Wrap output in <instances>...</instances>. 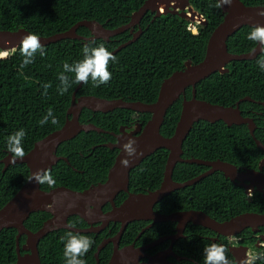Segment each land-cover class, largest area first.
Returning <instances> with one entry per match:
<instances>
[{
	"label": "trees",
	"instance_id": "trees-1",
	"mask_svg": "<svg viewBox=\"0 0 264 264\" xmlns=\"http://www.w3.org/2000/svg\"><path fill=\"white\" fill-rule=\"evenodd\" d=\"M247 6H264V0H241ZM146 0H0V31H17L26 29L34 35L50 37L65 32L83 20L97 21L108 29H116L127 24L134 12L139 10ZM191 5L199 11L207 21L204 27L197 25L198 34L190 29V23L178 15L167 14L153 20L154 14L148 13L141 21L143 35L138 41L118 52L117 62L110 63L109 71L112 79L107 85L94 87L91 80L83 84L77 97L96 96L105 99H120L154 103L158 99L162 82L174 72L182 70L187 61L200 63L205 56L208 40L213 31L223 21L222 8L215 7L218 0H190ZM138 27L136 28L137 31ZM252 27L245 26L231 36L227 42L229 52L243 54L252 51L257 44L247 39ZM78 34L90 37L91 32L81 27ZM130 32L113 37L110 42L98 39L92 46L103 44L108 51H114L119 45L131 39ZM84 42L67 39L44 47L46 55L36 54L34 63L21 69L23 57L19 47L10 52L8 57L0 59V160L9 152L7 138L24 129L26 135L22 141L25 155L35 143L49 134L61 129L66 123L67 112L71 106L72 96L79 84H73L64 95L58 92L60 81L58 76L63 72L65 62L73 64L83 59ZM261 55V54H260ZM259 55V56H260ZM237 61L230 63L227 73H215L197 85V98L222 106H234L239 100L251 97L255 101L264 102V71H261L257 60ZM70 78L73 74L66 73ZM50 84L47 95L43 85ZM187 98L191 99L192 89L187 90ZM181 97L167 112L161 133L166 137L174 134L182 112ZM241 110L250 116L248 110L263 111L256 103L244 102ZM59 121L53 125L51 118L41 126L39 121L47 115L48 109ZM131 110L117 109L109 113H94L85 109L80 121L83 124L93 123L107 131L119 132V128L131 125L135 119ZM140 120L146 123L151 115L140 114ZM253 117V115H252ZM258 126L255 136L264 143V116L254 115ZM112 141L109 135L95 131L82 132L71 141L58 148V156L68 158L69 162L60 161L50 170L55 186L41 185L45 191L58 187H67L75 191H83L91 185L107 180L108 172L113 167L117 151L99 145ZM237 142V143H234ZM183 158H199L204 160L222 159L225 162L247 167L257 166L264 155L251 136L247 126L228 127L220 121L215 124L200 121L195 123L191 133L183 145ZM169 152L162 149L147 158L140 167L131 172L130 188L159 186L168 160ZM4 165L0 164V209L19 191L29 178V169L25 164L10 166L2 173ZM205 168L198 165L179 164L174 179L184 182L193 175L200 174ZM192 171L193 175L190 174ZM202 187L185 189L193 193L194 203L198 208L206 210L216 220L223 222L252 204L245 200L242 189L234 187L219 174L200 184ZM191 195V194H190ZM118 197V205L124 197ZM188 197V196H187ZM205 198V199H204ZM218 208V212L205 207L206 200ZM193 202H188L190 205ZM169 212L176 209L171 205ZM167 208V210H168ZM165 208V211H167ZM253 210V209H248ZM264 213V200L261 210ZM51 215L46 212L31 214L25 225L36 232ZM81 224V221H79ZM79 224V225H80ZM83 226V225H82ZM133 226L130 227L132 230ZM193 228V227H192ZM209 232L203 227H196ZM70 231L60 230L48 234L39 244V252L43 264H66L64 243ZM73 234H77L72 232ZM133 233L131 239L136 235ZM149 233L144 235L147 237ZM88 236L93 240V235ZM15 229H4L0 233V264H15L17 260ZM127 238L125 235L124 239ZM97 245H92L83 257L86 264H95L94 253ZM108 250L100 254L104 258ZM109 256V255H108Z\"/></svg>",
	"mask_w": 264,
	"mask_h": 264
},
{
	"label": "water",
	"instance_id": "water-1",
	"mask_svg": "<svg viewBox=\"0 0 264 264\" xmlns=\"http://www.w3.org/2000/svg\"><path fill=\"white\" fill-rule=\"evenodd\" d=\"M221 8L224 18L208 40L204 59L198 64L187 61L184 69L176 71L166 78L161 84L156 102L144 103L141 101H127L123 98L105 99L96 96L77 97L78 91L83 86V84H79L73 93L66 123L61 129L35 143L33 149L22 160L12 163L11 153L5 159L0 160V164L5 166L3 172L10 166L25 164L29 169V180L32 174L37 171L52 170L62 160L69 162L68 158L60 157L57 154L58 148L63 143L73 140L82 132L95 131L105 133L102 128L97 127L93 123H81L80 118L84 109L95 113H109L117 109H126L135 113L151 115L145 124L138 125L132 133H127L126 128H122L120 135L115 136L118 140L117 144L103 145L110 149L119 150V154L105 183L98 184L84 192H75L66 187L45 191L34 180L31 182L27 180L14 197L0 209V232L9 228L18 231V257L15 264H43L40 257L39 244L53 231L66 229L77 234L97 232V229L93 228L82 230L69 226L68 219L73 215L82 217L90 225L95 222H103L101 229L111 221L122 223L123 227L120 233L112 241L115 243L116 249L108 264H166L163 255L150 259L148 263H140L142 259L148 258L145 254L146 248H136L135 246H129L122 250L118 248L127 225L136 220L152 219L159 223L179 222L181 224L179 233L184 231L188 223H194V225L204 227L218 235L224 236L240 233L250 227L264 225V214H244L231 220L220 222L202 211L173 213L171 215L154 212V206L167 197L172 190L187 188L199 182L202 177L207 176L199 177L184 184L174 183L172 177L178 163L208 165L214 171L222 172L226 178L236 180L237 178L244 179L245 177L253 185L264 186V175L259 172L249 171L245 172V174H239L235 166L220 160L206 163L195 159H182L183 145L195 123L200 121L213 124L222 121L229 127L247 125L251 135L254 137L256 123L254 119L244 117L240 109L241 104L244 102L256 103L254 99L245 97L234 106L226 107L197 98V85L200 82L215 73L229 72L227 66L232 62L254 60L261 54L258 45L255 47L257 51L254 54L252 51L243 54H233L229 52L227 42L231 36L245 26L252 28L257 24L264 26V17L258 15L260 11H264V6H247L241 0H233L231 6H223ZM149 12L154 14L153 20L160 18L162 15L173 14L187 20L189 23H199L202 27L207 25L206 19L191 5L190 0H146L140 9L133 13L130 22L117 29H108L105 25L95 20H83L65 32L57 33L50 37H38L44 48L67 39L80 40L84 43L94 42L98 39L109 42L112 37L130 31L132 38L111 52L116 55L141 37L144 31L142 29L135 31V28L140 26L141 21ZM81 27L88 28L91 36L84 37L79 35L78 30ZM193 33L198 34V29H194ZM27 34L32 33L26 29L17 31L1 30L0 49L6 55L0 57V59L7 58L10 52L17 49L21 45L23 37ZM189 88L192 89L191 99L186 97V91ZM181 97H183V103L180 119L174 134L171 137H166L162 135L161 129L167 112ZM259 104L264 107V103L259 102ZM130 139L135 140L134 147L137 149V156L132 158L127 157L123 150V144ZM255 141L258 148L264 151V145L257 139ZM160 149H166L170 152L161 189L149 194H129L128 198L119 207L114 206L112 211L104 213L102 209L104 204H114L115 199L121 192L129 191L132 169ZM125 158L130 160V164L127 167L122 164V160ZM89 209L91 210V216L85 214ZM37 212L49 213L52 218L45 222L38 231L33 232L26 228L25 222L31 214ZM23 235L27 237L26 245L23 247L26 252L24 255L20 253L19 242L20 237ZM177 238L178 236L171 239L174 242ZM156 244H158V241ZM104 245L100 246L99 252ZM99 252L96 254L98 264Z\"/></svg>",
	"mask_w": 264,
	"mask_h": 264
},
{
	"label": "flooded vegetation",
	"instance_id": "flooded-vegetation-1",
	"mask_svg": "<svg viewBox=\"0 0 264 264\" xmlns=\"http://www.w3.org/2000/svg\"><path fill=\"white\" fill-rule=\"evenodd\" d=\"M153 19H154V17H153ZM139 29H141V28H138L137 31ZM186 97H187V95H186ZM259 102L264 103L262 101H256V104H258L259 106L261 105V104H259ZM261 106L263 107V105H261ZM262 109L264 110V107ZM247 112L252 113V114L250 116H245L243 114V116L247 117V118H252V119H254V121H255L254 115H257L258 117L264 116L263 111L248 110ZM140 114L141 113H137L134 116L135 119L133 120V122H131V125H126V126H122L121 128H119V132H112V131H107V130L103 129L105 131V133H100V134L109 135L113 138V140L112 141L108 140L107 143H103L99 146L108 148V147L103 146V145L117 144L118 140L115 136L120 135V133H121L120 130L122 128H126L127 133H132L138 127V125L145 124L144 122H142L140 120V116H139ZM252 115H253V117H252ZM263 120H264V118H263ZM233 126H238V125H233ZM233 126H231V127H233ZM245 126H247V125H245ZM257 128H258V126L256 124V129L254 131V137L252 135L251 136L254 138V141H255V139H257L264 145L263 141L256 138V136H255V132H256ZM261 128L264 129V127H261ZM249 132H250V130H249ZM250 134H251V132H250ZM234 143H237V142H234ZM255 143H256V141H255ZM108 149H110V148H108ZM110 150L117 151V156H118V154H119L118 149H110ZM160 150H162V149H160ZM169 154H170V152H169ZM117 156H116V158H117ZM183 156H184V151H183L182 159L183 160H189L190 159V158L189 159L183 158ZM6 157H4V159ZM60 157H64V156H60ZM149 157H147V158H149ZM168 157H169V155H168ZM64 158H66V157H64ZM146 159H144V161ZM191 159H195V160L206 162V163L216 162L218 160L224 161L222 159H217V160H204V159H199V158H191ZM144 161H142L137 167H140V165ZM227 163H230V162H227ZM179 164L189 165V163L183 162V163H178L177 166ZM230 164L237 168L239 174L240 173L245 174V172L255 171V172H259L262 175H264V155L261 158V160L258 161L257 166L247 167L245 165L238 166V165H235L234 163H230ZM166 165H167V163H166ZM190 165H198V166L204 167L205 169L200 174L195 175V176L193 175V173L191 171L190 174L193 175V177L189 178L188 180H186L184 182H178L174 179V174H175V170L177 167L176 166L174 169V172H173V177H172L174 183L184 184V183L193 181L195 179H198L199 177L207 175L206 177H202L201 180L199 182H197L196 184H193V185L187 187L188 189L190 187L192 189H195L198 186L202 187L200 184L203 181H205L206 179L216 178L219 181V174H222L223 178L226 182L229 181L234 187H236V188L239 187L238 189H242L243 194L245 196V200L248 203L252 204L251 208L246 206L245 208L240 210L239 213L233 215L232 218L237 217V216H241L244 214H251V213L264 214V213H258L256 211H254V210H261L262 209V202L264 200V186L253 185L252 182L248 181L245 177H244V179H238L237 178L236 180H232L231 178H226V176L222 172L214 171L208 165H199V164H190ZM4 167H3V170H4ZM137 167L132 169V171L135 170ZM3 170H2V173H4ZM110 170H109V172H110ZM165 170H166V166H165V169L163 172V179H162L160 185L157 187L150 185L149 187H146V188L135 187V188H133V190H131L130 182H129V191L128 192H121L117 196V198L115 199L114 204H112V203L104 204L102 207L103 212L109 213L110 211L113 210L114 206L119 207L128 198L129 194H149V193L156 192V191L160 190L162 187V184L164 182V179H165ZM109 172H108V175H109ZM130 176H131V173H130ZM107 178H108V176H107ZM105 182H103V183H105ZM98 184H101V183H98ZM97 185L93 184L88 189H90L91 187L97 186ZM187 188L180 189V190H172L171 193L167 197L163 198L159 203H157L154 206V212H156L158 214L171 215L173 213H186V212H191V211H202V212L206 213L207 215H209L206 210H203V209L197 207L198 205L193 202L194 199L196 198V196L193 193L186 191L185 189H187ZM88 189H86V190H88ZM86 190H83V191L73 190V191L84 192ZM122 194H123L122 197H124V199H123L122 203H120L118 205V197H121ZM188 202H193L194 204L190 205ZM211 202L212 201L207 198V200L205 202L206 205H203L201 207H205L211 211L213 210L215 213L218 212V208H215L214 205L211 204ZM171 204H172V207L175 208L176 210L169 212L170 208H168V205H171ZM165 208H166V210L168 208V210L166 212H164ZM248 209H253V210H248ZM51 218H52V216L50 218H48L46 221H44L43 225L45 224V222H47ZM232 218H230L228 220H231ZM228 220H226V221H228ZM79 221H81V224ZM68 225L73 227V228L82 229V230H87L90 228L97 229V232L82 233V234L91 235V236L93 235V240H92L94 242L93 245L94 244L97 245V250L94 253L95 259H96V254L99 252L100 246L105 244L103 249L101 250L100 254L105 250L109 251V254H108L109 256L107 255L106 257H104L102 259L100 258V254H99V264H108V262L111 261L113 254L115 252V249H116V245L112 241L120 233V231L123 227L122 223L111 221V222H109V224L107 226H105L103 229H101L103 222H95L93 225H90L82 217L77 216V215H73V216L69 217ZM180 225L181 224L179 222H176V223L175 222L159 223V222H155L152 219L133 221L129 225H127L125 232L123 234V237L119 242L118 248L120 250L127 248L129 246H135L136 248H146L145 254L148 258L142 259L140 261V263H148L150 261V259L155 258L158 255H163L165 257V263L166 264H203L204 248H205V246L210 245L212 243H217V244L223 245L227 248L226 255H227V258L229 259V261L231 262V264H240V262L242 260L246 259V253H248L249 251L255 252V253H264V225H260V226H256V227H250V228L243 230L240 233L229 235V236L218 235L217 233H215L209 229H208L209 232H203V231H200L199 229H194V226L198 227V225H194V223H188L185 226L184 231L182 233H179ZM131 226H133L132 230L130 229ZM199 227H201V226H199ZM26 228H28V227L26 226ZM60 230H66V229H60ZM60 230H56V231H60ZM135 231H137V233H136L135 237L133 239H131L133 236V233ZM147 232L149 234L147 235L146 238H144V235ZM17 235H18V232H17ZM125 235H127L126 239H124ZM176 236H178V238H177V240H175L173 242V240L171 238L176 237ZM16 238H17V236H16ZM26 240H27V237L25 235L20 237V241H22L21 252L23 253V255L26 254V252L23 250V247L26 245ZM157 241H158V244H156ZM95 264H98L97 259H96ZM256 264H264V261L258 260L256 262Z\"/></svg>",
	"mask_w": 264,
	"mask_h": 264
},
{
	"label": "clouds",
	"instance_id": "clouds-1",
	"mask_svg": "<svg viewBox=\"0 0 264 264\" xmlns=\"http://www.w3.org/2000/svg\"><path fill=\"white\" fill-rule=\"evenodd\" d=\"M232 3L233 0H218V3H216L215 7L220 8L223 6H231ZM258 15L264 17V11H260ZM197 25L200 26L199 23H194V24L190 23L189 28L191 29V27H193L192 29L193 31L196 28L198 29ZM137 27L141 28V23L140 26H136V28ZM247 39L259 46L261 55L257 60V64L260 70L264 71V26L260 24L255 25L250 31ZM82 51H83V59L73 64H69L67 62L63 64V72H61L58 76L60 85L58 86L57 90L60 93V95H64L66 92H68V90L72 87L73 84L86 85L88 84L89 80H91L92 85L98 88L101 85H107L112 79V73L109 71V65L110 63L117 62V57H115L110 51H108V49L103 44L99 46H92V43H85ZM256 51L257 48H254L252 50L253 54ZM19 52L20 55L23 57V61L20 65L21 69L28 66L29 64L34 63L35 56L37 53H39L41 57L46 55V51L43 48L39 37L34 34H27L26 36L23 37L21 41V45L19 47ZM4 55H6V53H4V51L0 49V57H3ZM66 73L73 74V78H70L68 75H66ZM43 87L45 89L44 95L46 96L47 89L50 88L51 85L45 84L43 85ZM50 118H51V123L53 125L59 123V121L53 115V110L49 108L47 115H45L39 121V124L43 126L44 124L48 123ZM25 135H26L25 130L20 129L19 131L13 133L11 136L7 138V148H8V152L11 153L12 163H15L17 160H22L25 157V151L22 144ZM135 143H136L135 140L130 139L127 143L123 144V150L126 153V156L129 158L137 156V149L136 147H134ZM122 164L125 167H127L130 164V160L125 158L124 160H122ZM33 180L37 182L39 185L47 184L49 187H54L56 183L51 175L50 170H40L37 171L36 173H33L28 181L31 182ZM85 214L91 216V210L89 209ZM19 242H20V250H21L22 241L19 240ZM93 243L94 242L88 236L73 234L72 232H69L67 234V237L65 238V243H64V257L66 264H86V260L83 259V257L91 249ZM17 245L18 244L16 238V253H17ZM20 253L23 255L21 251ZM226 253H227V248L223 245L217 243H212L210 245H207L205 246L203 252V264H231V262L227 258ZM17 257H18V253H17ZM258 260L264 261V253H255L249 251L248 253H246V259L242 260L240 264H256Z\"/></svg>",
	"mask_w": 264,
	"mask_h": 264
},
{
	"label": "rangeland",
	"instance_id": "rangeland-1",
	"mask_svg": "<svg viewBox=\"0 0 264 264\" xmlns=\"http://www.w3.org/2000/svg\"><path fill=\"white\" fill-rule=\"evenodd\" d=\"M191 29H193V27H191Z\"/></svg>",
	"mask_w": 264,
	"mask_h": 264
}]
</instances>
